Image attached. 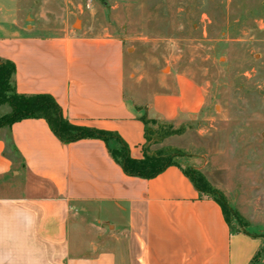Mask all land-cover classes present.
I'll return each mask as SVG.
<instances>
[{"label":"crops","instance_id":"0c3cea01","mask_svg":"<svg viewBox=\"0 0 264 264\" xmlns=\"http://www.w3.org/2000/svg\"><path fill=\"white\" fill-rule=\"evenodd\" d=\"M14 14L0 5V61L15 65L16 92L50 95L73 125L118 134L134 160L148 147L145 114L174 124L205 106L183 77L140 104L121 39L38 34ZM183 169L133 178L101 140L64 144L42 119L0 129V264H252L263 236L232 232Z\"/></svg>","mask_w":264,"mask_h":264},{"label":"rangeland","instance_id":"374dc122","mask_svg":"<svg viewBox=\"0 0 264 264\" xmlns=\"http://www.w3.org/2000/svg\"><path fill=\"white\" fill-rule=\"evenodd\" d=\"M0 5L14 8L15 17L38 34L121 39L126 92L140 104L172 88L177 77L203 88L206 103L199 114L172 127L149 126V151L176 155L184 169L196 167L237 215L230 216L234 229L264 239V0H0ZM8 113L7 106L0 107V116Z\"/></svg>","mask_w":264,"mask_h":264},{"label":"trees","instance_id":"16d2710c","mask_svg":"<svg viewBox=\"0 0 264 264\" xmlns=\"http://www.w3.org/2000/svg\"><path fill=\"white\" fill-rule=\"evenodd\" d=\"M15 73L16 67L12 62L0 61V107L7 106L10 109L8 114L0 117V129L10 128L23 120L42 119L46 121L51 132L64 144L90 139L101 140L106 144L114 162L122 168L127 176L133 178L150 180L162 174L169 167H179L175 161L176 155H170L163 150L156 153L149 151L151 139L149 126L163 123L149 119L146 114L141 118V121L148 128V131L146 130L148 147L144 149L142 160H134L130 155L128 145L118 134L73 125L64 117L62 109L52 96L47 94H18L15 88ZM169 126L172 127V124ZM171 134L175 135L177 132ZM183 172L200 194L214 199L221 206L232 232H238L232 226L230 216L233 214L236 219L238 217L227 205L225 197L214 189L206 177L197 169L187 168L183 169ZM261 258L264 259L263 252L255 256L252 264L259 263Z\"/></svg>","mask_w":264,"mask_h":264}]
</instances>
